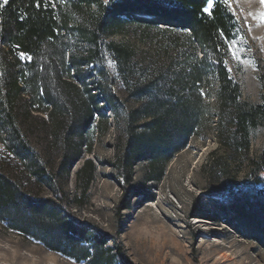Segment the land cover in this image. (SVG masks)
I'll list each match as a JSON object with an SVG mask.
<instances>
[{"label": "trees", "instance_id": "16d2710c", "mask_svg": "<svg viewBox=\"0 0 264 264\" xmlns=\"http://www.w3.org/2000/svg\"><path fill=\"white\" fill-rule=\"evenodd\" d=\"M0 5V223L77 260L91 252L99 259L106 237L97 234V249L83 250L86 228L73 219L96 179L97 165L85 160L96 136L114 128L113 171L124 193L138 196L139 165L145 182L160 183L168 162L202 134L212 118L204 92L212 78L219 84V148L205 167L208 197L202 205L211 211L197 217L224 221L264 248V147L250 157L264 104L240 101L229 47L237 30L228 8L217 2L205 12L208 0ZM140 30L144 42L154 33L159 38L152 50L114 39ZM20 52L31 59H21ZM238 159L247 162L240 181Z\"/></svg>", "mask_w": 264, "mask_h": 264}, {"label": "rangeland", "instance_id": "374dc122", "mask_svg": "<svg viewBox=\"0 0 264 264\" xmlns=\"http://www.w3.org/2000/svg\"><path fill=\"white\" fill-rule=\"evenodd\" d=\"M211 2V9L221 2L234 16L232 22L237 31L229 44L230 63L242 87L240 101L254 107L264 104V22L258 19L264 5L259 0H230L229 5L222 0ZM153 35L149 42H144L141 30L114 39L148 51L159 39L155 33ZM218 90V82L211 78L204 92L212 118L205 122L202 134L193 137L188 146L168 162L162 182H145L144 165L136 168L135 185L141 187L142 193L138 196L125 194L123 181L113 171L117 135L114 128L111 127L106 136H96L93 152L85 157L97 165L96 179L74 210L73 219L86 228L80 244L83 250L97 249V234L106 237L99 259L92 257L93 252L88 259L81 253L84 260H77L50 250L40 240L24 236L1 222L0 264H264L263 247L224 221L197 217L211 211V207L202 204L208 197L205 167L210 155L219 148L214 133ZM253 134L250 157L256 158L264 147V121L258 123ZM85 160L74 167L69 184L71 192L76 191L75 173ZM238 161L243 165L238 175L240 181L247 162ZM146 194L154 200L146 199ZM128 202L130 205L125 209Z\"/></svg>", "mask_w": 264, "mask_h": 264}, {"label": "snow or ice", "instance_id": "6c2138e0", "mask_svg": "<svg viewBox=\"0 0 264 264\" xmlns=\"http://www.w3.org/2000/svg\"><path fill=\"white\" fill-rule=\"evenodd\" d=\"M104 2L107 3L108 0H104ZM222 2H223L225 5H229L230 0H222ZM259 2H260V4L264 5V0H259ZM3 3H4V4H7V3H8V0H3ZM45 3H48V0H45ZM0 6H2V5H0ZM37 6H39V0H37ZM211 7H212V2H211V0H208V7H205V8H204V11H205V12H209L210 9H211ZM258 19H260L262 22H264V12H261V13H260ZM233 55L235 56L236 53L233 52ZM19 56H20L21 59H31V57H30V56H27V54L24 53V52H20V53H19ZM236 58L238 59V57H236Z\"/></svg>", "mask_w": 264, "mask_h": 264}]
</instances>
